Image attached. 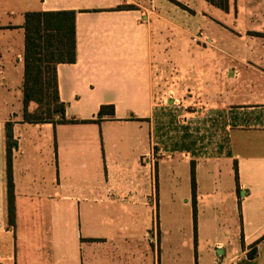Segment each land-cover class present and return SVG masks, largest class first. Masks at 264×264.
<instances>
[{
	"label": "crops",
	"instance_id": "1",
	"mask_svg": "<svg viewBox=\"0 0 264 264\" xmlns=\"http://www.w3.org/2000/svg\"><path fill=\"white\" fill-rule=\"evenodd\" d=\"M176 1L0 0V264H264V0ZM57 10L59 98L89 122L22 120L24 14Z\"/></svg>",
	"mask_w": 264,
	"mask_h": 264
},
{
	"label": "trees",
	"instance_id": "2",
	"mask_svg": "<svg viewBox=\"0 0 264 264\" xmlns=\"http://www.w3.org/2000/svg\"><path fill=\"white\" fill-rule=\"evenodd\" d=\"M172 3L187 9L176 0ZM227 10L228 0H206ZM118 9L133 8V5H119ZM76 12L74 10L33 11L24 14V77L22 84V120L29 123L79 122L66 119L65 103L60 100L57 88L56 66L59 63H73L76 59ZM112 105H102L98 119L104 114L112 115ZM82 120L80 122H89ZM6 200L8 224H14V185L12 178V139L10 124L6 123ZM192 196H195L194 173L191 171ZM195 215V205L193 202ZM256 242L251 244L248 257L256 255Z\"/></svg>",
	"mask_w": 264,
	"mask_h": 264
},
{
	"label": "rangeland",
	"instance_id": "3",
	"mask_svg": "<svg viewBox=\"0 0 264 264\" xmlns=\"http://www.w3.org/2000/svg\"><path fill=\"white\" fill-rule=\"evenodd\" d=\"M182 2H183V0H182ZM211 9H215V8H211ZM217 14H221V13H219V12H217ZM226 16V15H225ZM228 21H229V19H228ZM156 43H157V30L154 28V51H155V53H157V45H156ZM193 47H195V46H193ZM185 47H180V49L178 48V49H176L175 47H170L169 48V50H168V53L169 54H173V53H184L185 51H183V50H181V49H184ZM191 53H195V50H192V52ZM182 233H183V235H184V237L182 236L181 237V241H180V245H181V247L183 248V249H188V247H189V242H188V235H189V233H190V222H182Z\"/></svg>",
	"mask_w": 264,
	"mask_h": 264
}]
</instances>
